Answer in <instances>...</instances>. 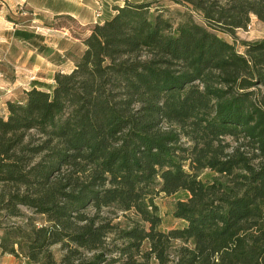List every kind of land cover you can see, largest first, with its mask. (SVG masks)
Returning <instances> with one entry per match:
<instances>
[{
	"label": "trees",
	"instance_id": "16d2710c",
	"mask_svg": "<svg viewBox=\"0 0 264 264\" xmlns=\"http://www.w3.org/2000/svg\"><path fill=\"white\" fill-rule=\"evenodd\" d=\"M113 11L52 90L6 101L2 254L264 264V38L241 53L220 36L264 23V0H126ZM181 191L183 226L164 231L155 196Z\"/></svg>",
	"mask_w": 264,
	"mask_h": 264
},
{
	"label": "crops",
	"instance_id": "0c3cea01",
	"mask_svg": "<svg viewBox=\"0 0 264 264\" xmlns=\"http://www.w3.org/2000/svg\"><path fill=\"white\" fill-rule=\"evenodd\" d=\"M96 1L5 0L9 8L11 5L25 6L34 18L31 24L18 25L8 18L5 5L0 8V94L5 92L8 100L9 92L18 87L24 91L27 86L49 91L55 86V74L70 73L76 59L85 51L82 41L98 23L94 19ZM100 1L105 14L109 1ZM124 1L118 0L115 4L123 5ZM110 13L112 17L115 12L110 9ZM31 78L34 81H30ZM0 264L29 263L2 254L0 249Z\"/></svg>",
	"mask_w": 264,
	"mask_h": 264
},
{
	"label": "rangeland",
	"instance_id": "374dc122",
	"mask_svg": "<svg viewBox=\"0 0 264 264\" xmlns=\"http://www.w3.org/2000/svg\"><path fill=\"white\" fill-rule=\"evenodd\" d=\"M108 1H109V4L106 5L105 7V14H104L103 3H102V9H101L102 16L100 19L95 17V14L97 12V3L100 2V0L96 1V8L94 11V19L96 20V22H98L96 24L103 23L104 20L109 19L111 17L110 9L114 10L115 6H118V4H115L118 0H108ZM135 1H141V0H130V2H135ZM4 5L6 6L4 9L6 13H8L7 14L8 18H10V20L13 21L15 24H18V25L31 24V20H33L34 17L29 13L28 8H26L25 6L22 7L19 5H11V7L9 8L6 5L5 0H0V8L4 7ZM119 5H122V3ZM164 6L166 7L167 4H164ZM170 9L173 11H171ZM169 11L170 12L165 15L177 21L179 15H181V14H178L177 8L170 7ZM181 11L183 12L184 10H181ZM194 20L197 23L202 24L201 19L196 14H194ZM249 24L252 26V29L248 31V29L246 28L245 30L238 31L237 40L229 38L228 36H223V35H220V36L223 39L227 40L229 43H233L239 52L244 53L245 48L242 45V42H255V41L262 40L264 38V23L258 21V19L253 16ZM26 88H28V86ZM1 91L2 90H0V92ZM23 91L24 90L22 89V87L13 89L11 92H9L10 93L9 99H11L12 101L20 100L21 97H23ZM4 94L5 92H2L0 94L1 96L0 97V117L7 116V106H6L7 99L5 98ZM211 176H213V174L210 171H204L201 174V179L204 181H207L211 178ZM187 197H188V194L183 191L175 195H172V196H166L163 193L155 196V203L158 207L159 215L162 218V225H161L162 230L167 231L172 228L183 226V223L181 221L176 220L173 217V210H174V205L177 201L186 200Z\"/></svg>",
	"mask_w": 264,
	"mask_h": 264
},
{
	"label": "built area",
	"instance_id": "2783aa9c",
	"mask_svg": "<svg viewBox=\"0 0 264 264\" xmlns=\"http://www.w3.org/2000/svg\"><path fill=\"white\" fill-rule=\"evenodd\" d=\"M101 9H102V3L100 1V2L97 3V12L95 14V17L98 18V19H100L101 16H102V10ZM247 29H248V31H250L252 29V26L249 24L247 26ZM33 79L34 78H31L30 81H33Z\"/></svg>",
	"mask_w": 264,
	"mask_h": 264
}]
</instances>
